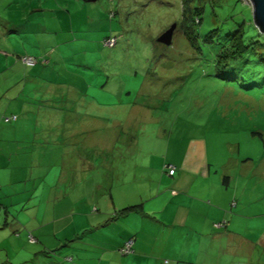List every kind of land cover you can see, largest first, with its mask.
Masks as SVG:
<instances>
[{"label": "rangeland", "instance_id": "obj_1", "mask_svg": "<svg viewBox=\"0 0 264 264\" xmlns=\"http://www.w3.org/2000/svg\"><path fill=\"white\" fill-rule=\"evenodd\" d=\"M208 1L188 2L203 6L204 33L256 36L251 1ZM184 9L183 0H0V264H66L67 243L93 255L75 264H121L116 241L150 227L119 212L165 207L156 196L167 167L184 175L205 163L231 193L233 233L255 244L236 264H264V72L246 87L193 50ZM174 24L172 46L159 44Z\"/></svg>", "mask_w": 264, "mask_h": 264}, {"label": "crops", "instance_id": "obj_2", "mask_svg": "<svg viewBox=\"0 0 264 264\" xmlns=\"http://www.w3.org/2000/svg\"><path fill=\"white\" fill-rule=\"evenodd\" d=\"M183 167L184 175H178L176 168L174 176L169 174L161 178L156 197L162 198L165 207L147 209L145 205L142 209L131 212L136 216L135 222L139 225L144 223L150 229L144 231L137 225L132 232L135 233L134 236L128 232V238L123 236L116 241L117 249L120 248L116 254L119 255L121 264H236L243 251H252L253 246L255 247L247 237L241 238L233 233L235 216H238L230 211V204L234 208L233 199L223 184H213L212 166L205 163L194 165V169L186 165ZM185 172L190 176H186ZM196 177L197 184L194 182ZM248 205V201H243L244 211ZM131 213L120 215L129 218ZM110 222H99L96 232H101ZM222 224H226V227H220ZM128 243L133 246L132 252L126 256L121 253ZM225 244L233 251L235 259L232 261L224 258L228 254ZM66 246V264L69 261L75 264L76 260L86 263L93 260V255L80 258V253H75L73 246L68 243ZM212 250L217 251L215 261L209 259V251Z\"/></svg>", "mask_w": 264, "mask_h": 264}, {"label": "trees", "instance_id": "obj_3", "mask_svg": "<svg viewBox=\"0 0 264 264\" xmlns=\"http://www.w3.org/2000/svg\"><path fill=\"white\" fill-rule=\"evenodd\" d=\"M183 1L185 9L181 14V24L185 28L186 37L190 41L192 49L199 54L205 53L212 56L214 63L220 70L231 72L232 76H234L233 78L242 82L244 86L248 87V82L252 80L258 84L256 81L257 75L260 74L262 79L261 75L264 72V35L261 34L256 25L253 26L256 36H248L240 29L234 30V32L229 31L223 35L220 34L221 29L219 28H212L207 33H204L201 30L203 6L195 5L196 8L192 9L188 3L192 0ZM204 1L210 4L208 0H202L201 5L204 4ZM259 65L261 68L258 69V72L252 70ZM250 66L252 67L251 69ZM249 83L253 87L256 86L251 82ZM229 179L230 177L224 179L225 184H229ZM138 209V206L129 207L120 213L126 215Z\"/></svg>", "mask_w": 264, "mask_h": 264}, {"label": "water", "instance_id": "obj_4", "mask_svg": "<svg viewBox=\"0 0 264 264\" xmlns=\"http://www.w3.org/2000/svg\"><path fill=\"white\" fill-rule=\"evenodd\" d=\"M86 3H96L99 0H82ZM253 4L254 12V24L257 29L260 30L261 34L264 35V0H249ZM177 24H174L167 32H165L157 42L167 47H171L173 44V36L177 29Z\"/></svg>", "mask_w": 264, "mask_h": 264}, {"label": "built area", "instance_id": "obj_5", "mask_svg": "<svg viewBox=\"0 0 264 264\" xmlns=\"http://www.w3.org/2000/svg\"><path fill=\"white\" fill-rule=\"evenodd\" d=\"M117 39H109V40H107V45L108 46H110V47H115L116 46V44H117ZM24 63L28 66V67H34L36 64H37V61L35 60V59H33V58H25L24 60ZM168 170H169V174L171 175V176H174L175 175V173H176V168L175 167H172V166H170V167H168ZM221 226V225H220ZM32 241H34V239L32 238ZM132 246H133V244L132 243H128L127 245H126V247L122 250V252L124 253V254H129V253H131L132 252Z\"/></svg>", "mask_w": 264, "mask_h": 264}]
</instances>
